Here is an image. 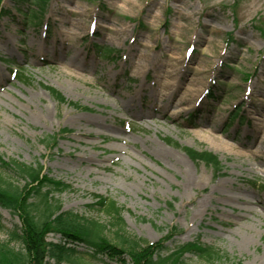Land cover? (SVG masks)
I'll list each match as a JSON object with an SVG mask.
<instances>
[{
    "label": "rangeland",
    "instance_id": "rangeland-1",
    "mask_svg": "<svg viewBox=\"0 0 264 264\" xmlns=\"http://www.w3.org/2000/svg\"><path fill=\"white\" fill-rule=\"evenodd\" d=\"M29 7L0 0L3 158L41 164L68 183L56 195L65 210L108 222L87 207L106 196L130 234L156 242L175 226L169 250L198 239L215 252L187 253L188 264H264V0ZM209 134L228 148L210 147ZM167 138L213 152L219 165ZM16 223L0 205V239Z\"/></svg>",
    "mask_w": 264,
    "mask_h": 264
},
{
    "label": "trees",
    "instance_id": "trees-1",
    "mask_svg": "<svg viewBox=\"0 0 264 264\" xmlns=\"http://www.w3.org/2000/svg\"><path fill=\"white\" fill-rule=\"evenodd\" d=\"M48 1L12 0L18 7L36 6L40 10H44ZM31 12L33 18H39L34 10ZM5 13L9 14L8 11ZM97 50L105 59L114 60L112 48L99 46ZM48 88L59 101H65L59 91ZM74 105L83 108L77 103ZM237 114L238 111L234 117ZM167 139L193 160L215 167L219 165L213 152ZM43 169L41 164H28L17 159L6 161L0 152V205L19 218V223L6 229L7 238L0 239V264H125L127 260L132 264H188L187 253L207 260L214 258L212 248L198 239L169 250L166 241L177 231L175 226L156 242L130 234L125 229L122 208L106 196L96 195L97 199L87 207L105 213L110 218L108 222L63 209L56 195L70 185L53 178ZM19 179L24 180L23 185L16 183ZM108 232L112 233L111 237ZM51 234L56 240L49 239ZM80 247L84 249L80 250Z\"/></svg>",
    "mask_w": 264,
    "mask_h": 264
},
{
    "label": "bare ground",
    "instance_id": "bare-ground-1",
    "mask_svg": "<svg viewBox=\"0 0 264 264\" xmlns=\"http://www.w3.org/2000/svg\"><path fill=\"white\" fill-rule=\"evenodd\" d=\"M168 84H165V87L167 86ZM174 85V84H173ZM145 110V109H144ZM144 110H142V112L144 111ZM148 111H150V110H145V112H148ZM179 113V112H178ZM210 136H205V139L208 141V143L210 144V147H212V148H214L215 150H219V149H227L228 147H227V143H226V141H224L220 136H218L217 134V136L215 135V134H209ZM264 140V138L262 139V140H260V141H263ZM188 175H189V180L190 181H192V182H194V184L195 183H202L203 181H202V179H201V177H196V176H192V175H190L189 174V169H188ZM194 177V178H193ZM188 180V181H189ZM224 182V181H223ZM223 182H221V185L223 186L224 184H225V182L223 183ZM225 195V198L228 200V199H231V197H229L227 194H224ZM201 201V203H203L204 202V199H201L200 200Z\"/></svg>",
    "mask_w": 264,
    "mask_h": 264
}]
</instances>
